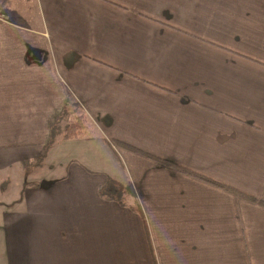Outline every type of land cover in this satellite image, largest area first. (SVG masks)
<instances>
[{
    "label": "crops",
    "instance_id": "1",
    "mask_svg": "<svg viewBox=\"0 0 264 264\" xmlns=\"http://www.w3.org/2000/svg\"><path fill=\"white\" fill-rule=\"evenodd\" d=\"M4 8L0 264L39 263L43 253V264H68L57 250L73 253L71 264H264V0ZM81 115L84 135L61 140ZM112 142L126 148L125 169ZM46 160L56 165L26 187L27 169ZM118 165L141 216L95 195L91 179Z\"/></svg>",
    "mask_w": 264,
    "mask_h": 264
},
{
    "label": "rangeland",
    "instance_id": "2",
    "mask_svg": "<svg viewBox=\"0 0 264 264\" xmlns=\"http://www.w3.org/2000/svg\"><path fill=\"white\" fill-rule=\"evenodd\" d=\"M113 148L115 150L116 153H118V155L120 156L119 159L121 161L122 166L125 169V164H124V158L121 159L122 155V150L125 151L126 148L121 147L118 143L116 142H112ZM133 153L137 154V151H132ZM41 164V162H40ZM56 165V161L52 160V161H48L46 160L45 163L43 162L40 166H35V165H30V168L27 169V172L25 173V175L28 176V178L26 179V187H29L33 184H39L41 183V180L39 178H35L37 176V174L39 172H41V174H44L46 170H48L47 165ZM68 165H71V163H66L63 166L67 167ZM122 166L118 165V167L120 168V170L118 169L116 171V174H111L109 172H104L105 175H101V177H103V179L97 178L91 179L92 185L93 187H96L95 190V195L97 196V198H102V196H112L113 200H111V203H116V204H129L130 206L135 204V206H140L141 204V200L139 195L137 194L136 191V184L133 182V179L131 176H129L130 174L128 173V171H123L122 170ZM134 166H136L134 164ZM42 168V170L40 171V168ZM133 168V166H131ZM39 170V171H38ZM128 174H127V173ZM20 182L25 181V180H19ZM50 183V186L52 187V185H59L60 181L59 179L56 178H52ZM58 182V183H56ZM65 182V181H64ZM101 187V188H100ZM56 196V195H55ZM103 200V199H102ZM0 201H3L0 199ZM99 201V200H98ZM101 204H106L104 202H102ZM142 208V207H141ZM130 214L136 215L135 213H133L131 210L128 211ZM137 214L139 216L140 213L138 211H136ZM136 215V216H138ZM132 221V217L127 214L126 217H124L122 219V222L124 224L129 225V222ZM131 225V223H130ZM132 226V225H131ZM140 227V225H139ZM106 240H108V238H105ZM119 240L120 243H122L124 241L123 238H117ZM50 240H52L55 244H57V238H50ZM59 253V256H63V258L65 259L66 262H68V264H71V257L73 253H67V255H65L63 252H61V250H57ZM40 254V253H39ZM53 255H57L56 251H50L49 253V260L51 261V257ZM32 256L34 257L35 254H32ZM40 256L42 257L41 261L39 263H36L38 261V259H32L31 263L32 264H43L45 261L47 262L46 257L48 256L46 253L40 254ZM70 256V257H69ZM148 256V253H147ZM149 257V256H148ZM82 258H76L73 261L76 262L77 264H89L88 260H81ZM92 264V263H91ZM97 264H99V259L97 260ZM151 264V263H150Z\"/></svg>",
    "mask_w": 264,
    "mask_h": 264
},
{
    "label": "trees",
    "instance_id": "3",
    "mask_svg": "<svg viewBox=\"0 0 264 264\" xmlns=\"http://www.w3.org/2000/svg\"><path fill=\"white\" fill-rule=\"evenodd\" d=\"M85 129H86V116H84V115L78 116L74 119V121L71 124H69L65 127V129L63 130V134L61 136V140L70 141V140L79 139L80 137H82L84 135ZM177 169L180 173L190 177L191 179H193L195 181H198V182L203 183L205 185H208V186H211V187H214L217 189H221L224 191H230V189H228L224 185L219 184V183L213 181L212 179H210L208 177L196 174V173H194L190 170L184 169L182 167H178ZM234 193H235V191H234ZM239 195H240V197L244 198L247 201L255 202L253 199H251L247 196H244L241 194H239ZM102 199L107 200V201H111V200H113V197L110 195L109 196H102ZM136 210L141 214V209L139 206L136 207Z\"/></svg>",
    "mask_w": 264,
    "mask_h": 264
},
{
    "label": "built area",
    "instance_id": "4",
    "mask_svg": "<svg viewBox=\"0 0 264 264\" xmlns=\"http://www.w3.org/2000/svg\"><path fill=\"white\" fill-rule=\"evenodd\" d=\"M6 2H8V0H0V25L9 23V17L4 8Z\"/></svg>",
    "mask_w": 264,
    "mask_h": 264
}]
</instances>
